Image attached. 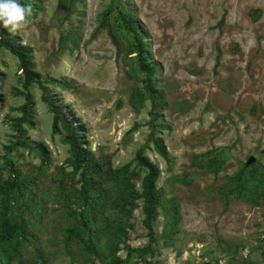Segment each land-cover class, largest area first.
Segmentation results:
<instances>
[{"label":"rangeland","instance_id":"rangeland-1","mask_svg":"<svg viewBox=\"0 0 264 264\" xmlns=\"http://www.w3.org/2000/svg\"><path fill=\"white\" fill-rule=\"evenodd\" d=\"M35 2L26 27L8 32L32 47L42 79H58L46 87L103 170H75L43 88L26 86L0 47V203L14 176L26 185L10 204L12 235L0 236L2 264H264V0ZM129 19L158 66L157 115ZM140 150L160 168L153 241Z\"/></svg>","mask_w":264,"mask_h":264},{"label":"trees","instance_id":"trees-1","mask_svg":"<svg viewBox=\"0 0 264 264\" xmlns=\"http://www.w3.org/2000/svg\"><path fill=\"white\" fill-rule=\"evenodd\" d=\"M35 1L36 0H20V3L29 7L31 11L36 3ZM127 9L130 12V14L128 13V16H131L134 9H131L129 7H127ZM129 22L131 23L132 29L135 31L136 35H138V47L142 58L141 66L147 72V88L153 103V112L157 115L160 111L161 101L164 98L163 93L155 87L157 84V80L153 78L155 70L158 68V66L153 63L147 62L145 59V47L142 44L141 37L147 35V33L141 30L139 24H137L135 20L129 19ZM0 47L9 49L20 59L21 66L26 72V86H29L33 82H37L43 88V99L51 105L54 112V129L58 130L59 122H61L68 130L66 141L71 143L73 148V157L71 159V163L74 166L75 170L82 169L84 178H86L87 172L90 169H93L99 173L102 172L103 169L99 165L100 161L96 160L92 151L83 145L84 141L81 138H84L82 137L84 133L82 132V129L79 127V125L75 122L76 118L74 116V112L67 110L66 105H63V103L54 99L49 91V88L46 87L47 81L56 83L59 82L58 79L50 78L44 80L42 79L40 73H37L32 69V47L20 43L19 38L17 36L11 35L8 32V28L3 27L2 25H0ZM64 86L70 87L71 83H66ZM30 102L31 101L28 99V102L25 103L24 116H22L18 120L17 124L19 136L18 144L21 145L27 144L26 141L23 140L22 122L29 121ZM155 148L161 156L166 158L168 161H171V157L167 151V147L161 139H155ZM137 162L140 166H143L147 170L142 182L143 190L141 195L144 202V223L149 230L150 241H153L155 233L154 221L159 215L158 207L161 204V192L157 186V182L160 177V168L148 156L144 155L142 150L138 151L137 153ZM13 170L17 171L18 169ZM25 186V180L21 179L20 175L14 176L13 181L10 182L8 194L5 195L1 200L0 204L2 205L0 207V236L2 237L6 235H12L14 231L13 229L15 228L16 221L13 222V218L11 217L10 204H12L11 201L13 200V198H15V200L18 198V196H16L18 194V191L19 193L22 192ZM83 223L87 226V221L85 219L83 220ZM69 232L71 235H78L77 231H75L74 229H69ZM27 235H29V233ZM31 237L36 240L34 234H32ZM87 247L90 248L92 252H96L97 248L93 243L91 237L89 239ZM150 248L151 245L148 244L146 245L145 250H149ZM2 263L3 258L0 255V264Z\"/></svg>","mask_w":264,"mask_h":264},{"label":"clouds","instance_id":"clouds-1","mask_svg":"<svg viewBox=\"0 0 264 264\" xmlns=\"http://www.w3.org/2000/svg\"><path fill=\"white\" fill-rule=\"evenodd\" d=\"M30 8L20 0H0V25L12 32L23 29L30 22Z\"/></svg>","mask_w":264,"mask_h":264},{"label":"built area","instance_id":"built-area-1","mask_svg":"<svg viewBox=\"0 0 264 264\" xmlns=\"http://www.w3.org/2000/svg\"><path fill=\"white\" fill-rule=\"evenodd\" d=\"M209 260L206 259V261H202L203 263L202 264H205L206 262H208ZM221 264H223V262H221Z\"/></svg>","mask_w":264,"mask_h":264}]
</instances>
